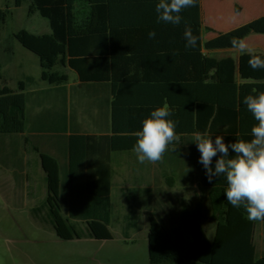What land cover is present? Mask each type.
Listing matches in <instances>:
<instances>
[{
  "label": "crops",
  "instance_id": "0c3cea01",
  "mask_svg": "<svg viewBox=\"0 0 264 264\" xmlns=\"http://www.w3.org/2000/svg\"><path fill=\"white\" fill-rule=\"evenodd\" d=\"M8 3L10 14L17 9L27 6L30 1L21 7L14 6V0H4ZM202 5V41L208 42L221 34L230 32L248 22L264 16V0H201ZM36 13H31L35 15ZM206 29V35L203 30ZM51 32L49 23L41 33ZM206 36V39H205ZM249 45V52L241 53L237 49L203 50L209 59L216 63L222 62L220 70L221 90H212L210 98L218 103L223 109L239 108L241 86L256 84L261 70H253L248 65V58L243 63L247 76L240 73L241 57L243 55L264 56V35L252 34L244 38ZM103 43V42H101ZM133 45L134 49L141 50L143 62L133 65L121 64L111 70L109 47L103 61L98 53L94 57H85L95 78L82 81L77 72L67 65H57L54 71L67 76V81L59 85H52L41 79V75L34 76L24 73L22 63L11 64L6 58H2L0 72L13 73L18 89V83L25 81L27 77H33L34 83L26 87V131L17 138L18 153L22 158L21 165L23 177L15 179L12 169H6L0 164V169L8 176L0 180V188L13 190L5 192L11 204L23 209L29 205L28 211L33 220L49 219L46 209L35 212V208L45 205L48 196L47 174L43 168L41 154L50 158L57 165L60 173L59 196L62 204L67 199V187L70 179V146L71 143H79L81 137L94 138L97 147L96 153L88 159L82 160L74 170L77 182L83 183L89 180L94 167H98L106 158L109 160L111 171V221L110 230L113 239L98 241L93 239H81L99 243L96 248L95 264H150V218L154 217L163 227L156 243L158 254L161 255L159 264H213L216 237V220L220 218L212 209V202L208 190L200 187L201 171L198 163L199 151L193 142L194 134L178 135L179 139L169 145V150L164 154L162 161L155 164L138 162L133 150L109 152L110 138L114 136V102L117 101L116 125L124 129L141 127L142 121L148 117L163 100L166 90L154 84L143 83L141 85L128 84L125 86L113 85V76L125 73L134 74L135 68L139 69L138 75L150 77L160 75L151 72L146 67L148 48L145 47L147 40H126ZM100 48V49H101ZM11 48H4L7 53ZM131 52V51H130ZM132 52H135L132 50ZM146 53V54H145ZM250 53V54H249ZM69 58L65 59L67 63ZM147 68V70H146ZM217 69L209 73L215 75ZM21 78V79H18ZM208 83L218 84V80ZM3 85V86H4ZM174 94L178 99L187 98L188 92L177 88ZM253 92V89L251 90ZM196 91L190 90V97ZM245 93V92H244ZM214 108L218 105L215 103ZM143 112L139 113L138 110ZM224 123L231 119L224 118ZM127 132H129L127 130ZM137 132V131H134ZM118 134V133H117ZM135 134V133H132ZM74 145V144H73ZM18 154V155H19ZM50 161V160H49ZM50 163V162H49ZM10 164V168H11ZM14 170V169H13ZM74 179V176H73ZM138 190H142L138 192ZM65 216H67L65 214ZM198 219L201 228L191 230L181 228V222L185 217ZM141 217L142 227L138 231L130 232L129 227L136 226L129 223L131 220ZM112 221H126L125 229L115 234L111 229ZM258 225L263 227L259 232ZM259 237L262 241L259 243ZM80 241V240H77ZM254 244L258 258L264 256V224L256 223ZM224 246L221 249L224 250ZM177 258V259H176ZM221 255V260H224Z\"/></svg>",
  "mask_w": 264,
  "mask_h": 264
},
{
  "label": "trees",
  "instance_id": "16d2710c",
  "mask_svg": "<svg viewBox=\"0 0 264 264\" xmlns=\"http://www.w3.org/2000/svg\"><path fill=\"white\" fill-rule=\"evenodd\" d=\"M30 1L29 13H38L49 23V34L36 35L27 30H20L13 37L27 50L38 56L42 68L41 79L52 85H59L67 81L54 68L61 64L67 65L77 72L82 81L95 78V73L88 67L85 57L101 56L109 47L110 66L121 64L133 65L143 62L142 52L126 40H147L145 47L148 59L145 64L151 72H160V75L142 77L135 68L134 74L125 73L113 76V85L125 86L128 84L141 85L143 83L160 86L165 91V103L162 100L158 105L167 104L173 115L169 117L177 121V135H192L196 132H207L215 136L224 137L226 143L235 139H246L251 126L256 123L252 114L243 104V98L252 93V89L264 90V69L258 73L256 84L241 86L239 108L223 109L221 103L210 98L214 89L221 90L223 79L220 76L222 62L216 63L207 58L203 50L232 49V37L246 38L252 34L264 35V16L238 27L230 32L203 43L202 41V5L198 0L195 7L185 9L181 15L180 25L157 23L155 4L156 0H14V6L19 8ZM10 15L9 5L0 8V30ZM191 26L194 34L199 36L195 49H186L183 31L185 25ZM155 31V39H149L148 33ZM103 42V43H101ZM101 48V49H100ZM135 51V52H132ZM131 51V52H130ZM145 53V54H146ZM262 58L264 56L260 55ZM69 58L65 63V59ZM250 55L241 57L240 73L247 76L243 63ZM1 67V66H0ZM1 69V68H0ZM217 69L215 75L209 73ZM147 70V68H146ZM218 84L208 83V79ZM0 79L2 74L0 72ZM34 83L33 77L18 83L17 90H11L6 85L0 89V164L6 169H12L15 179L23 177L22 158L18 153L17 138L26 131V87ZM181 88L188 92L187 98L178 99L174 92ZM190 90L196 91L190 97ZM245 92V93H244ZM218 107L214 108L213 105ZM117 101L114 102V136L110 138L109 152L131 151L137 137L134 131L141 127L124 129L116 125ZM158 107V106H157ZM139 113L143 110L139 109ZM224 118L231 122L224 123ZM127 130L129 132H127ZM118 133V134H117ZM79 143L70 146V181L67 187V199L64 204L60 201L59 186L60 173L57 165L52 164L50 158L41 154L43 168L47 174L48 196L45 205L35 208L37 212L46 209L49 219L38 220L53 228L56 236L65 241L93 239L98 241L113 239L110 230L111 221V171L108 158L98 167H94L91 178L83 183L77 182L73 173L82 160L88 159L96 153L97 147L94 138L81 137ZM74 144V145H73ZM18 150V151H17ZM19 154V155H18ZM200 156V153H199ZM50 160V161H49ZM199 161V159H198ZM50 162V163H49ZM199 163V162H198ZM215 158L213 160V167ZM10 164L12 165L10 168ZM201 177L200 187L209 191L213 212L220 216L216 220V237L214 241L215 255L213 264H264V256L258 258L254 244L256 222L246 218L243 207L235 208L228 203L224 195L226 181L224 177L214 178L209 183L203 165L199 163ZM14 169V170H13ZM74 176V179H73ZM65 214L67 216H65ZM38 217L37 214H35ZM264 224V221H262ZM181 228H190L192 231L201 228L198 219L185 217ZM160 230L164 227L154 218H150V264H159L161 255L158 254L156 243L160 237ZM224 246V250L221 246ZM221 255L225 259L221 260ZM177 259V258H176Z\"/></svg>",
  "mask_w": 264,
  "mask_h": 264
},
{
  "label": "clouds",
  "instance_id": "9594fccd",
  "mask_svg": "<svg viewBox=\"0 0 264 264\" xmlns=\"http://www.w3.org/2000/svg\"><path fill=\"white\" fill-rule=\"evenodd\" d=\"M197 2L156 0L157 23L180 25L184 19L181 13L195 7ZM148 37L155 39V31H150ZM183 37L186 49L197 47L199 36L187 24ZM230 44L241 53L249 52V45L243 38L232 37ZM248 65L253 70L264 69V58L250 54ZM243 104L256 121L251 126L248 138L226 143L223 136L217 135L213 140L207 132H196L193 142L200 153L198 162L203 165L208 182L224 177V195L228 203L235 208L243 207L249 221H264V90L253 89L243 98ZM172 115L170 107L164 104L151 111L142 121L141 129L135 133L137 139L133 147L139 163L162 161L169 145L179 139L177 121L169 118Z\"/></svg>",
  "mask_w": 264,
  "mask_h": 264
},
{
  "label": "rangeland",
  "instance_id": "374dc122",
  "mask_svg": "<svg viewBox=\"0 0 264 264\" xmlns=\"http://www.w3.org/2000/svg\"><path fill=\"white\" fill-rule=\"evenodd\" d=\"M0 8H5L4 0H0ZM48 26V21L38 13L31 15L27 6L17 9L7 17L6 23L0 30V63L6 58L11 64L22 63L24 73L40 76L42 68L40 60L31 51L23 47L13 35L20 30L30 33H41ZM206 35V29L203 30ZM206 39V36H205ZM11 48L7 53L4 48ZM0 89L4 84L17 86L13 73L2 72ZM21 79V78H18ZM8 176L0 169V180ZM142 190H138L140 192ZM5 192L13 190L0 188V264H95L96 248L99 243L85 240H61L56 236L52 227L45 223L33 220L26 205L21 209L5 198ZM132 226L127 230L138 231L142 227L141 217L129 222ZM127 222L112 221L111 229L115 234L125 229ZM259 232L263 230L258 225ZM262 237H259V243Z\"/></svg>",
  "mask_w": 264,
  "mask_h": 264
}]
</instances>
